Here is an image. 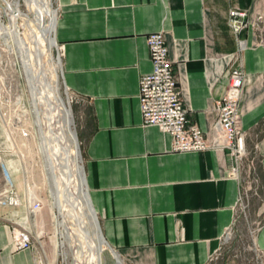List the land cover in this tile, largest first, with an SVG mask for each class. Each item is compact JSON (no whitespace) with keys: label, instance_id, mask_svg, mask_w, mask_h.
<instances>
[{"label":"crops","instance_id":"crops-1","mask_svg":"<svg viewBox=\"0 0 264 264\" xmlns=\"http://www.w3.org/2000/svg\"><path fill=\"white\" fill-rule=\"evenodd\" d=\"M58 5L63 80L86 105L84 177L108 244L131 264H208L242 199L245 167L230 174L229 149L174 152L170 134L143 124L140 78L153 70L147 36L163 31L189 119L209 137L232 70L246 73L240 109L247 154L256 157L262 177L256 241L264 253V35L253 24L264 0ZM234 10L247 13L249 26L240 33L230 23ZM16 214L0 208V221ZM36 254L14 251L11 231L0 225V264H36Z\"/></svg>","mask_w":264,"mask_h":264},{"label":"rangeland","instance_id":"rangeland-1","mask_svg":"<svg viewBox=\"0 0 264 264\" xmlns=\"http://www.w3.org/2000/svg\"><path fill=\"white\" fill-rule=\"evenodd\" d=\"M18 1L21 10L30 16L29 23L31 24L26 25L28 22L24 20V28H20L22 36L29 43L31 41L29 36L32 30L34 32L37 29V24L35 25V12L34 10H30L29 0ZM2 3H4V5L6 4L4 0ZM51 4L52 8L56 10L57 18L59 13L58 0H51ZM4 20L3 22L8 23L7 18H4ZM18 24H22V21L19 20ZM29 26H31L30 31ZM4 40L5 39L3 38L1 39L2 43L0 44V50L2 53L1 60L3 61L5 70L4 72H0V77L4 79L8 89L9 87H11V89H9L10 91L6 95L8 101L4 100L0 103V139L1 141L6 142L8 146H10V143L8 142H17V140H19L20 134L16 132V116H14L17 114L15 113L17 109H20L23 112H28L26 127L33 130L34 136L29 134L30 136L28 138L31 143V147L29 149H15L8 151L7 158L10 160L9 162L15 178L16 186L22 197V206L18 209L16 208L15 210L9 209V211H14L17 214L11 215L0 221V225H6L8 230H12L13 228L28 229L34 241L37 252L36 255H40L46 264H75L76 260H78L76 258V254L80 252L82 248H79L80 245L76 242L73 246H70L67 243H65L63 248L60 246L61 240L56 225L58 211L53 204L54 202L50 194L46 171L43 166L42 154L39 149L38 138L35 130L36 126L33 122L34 114L31 111L32 103L29 86L24 74V66L19 56L20 54L15 49L13 50L12 47H8V45L3 42ZM8 44L12 45L13 40L10 39ZM13 46L15 45L13 44ZM50 53L56 60L59 58L61 62H63L60 43H58L57 47L52 49ZM43 63L46 68L51 67L52 63L50 62L48 55L43 57ZM58 79L60 85L59 97L61 102L63 106L67 108H69V102L72 109L74 129L76 131L79 144L80 163L84 167L85 154L82 132L87 114L86 105L66 87L63 80V74L61 72L59 73ZM17 97H20L21 99V108H18L17 105H15ZM40 107L45 111V106L43 104ZM3 110L4 112L8 111L9 114L13 116L10 118L5 117L2 112ZM12 130L14 132H12ZM247 139L248 136L246 135V155L243 163L245 170L242 179V199L237 208L236 218L230 228L229 235L223 238L220 249L215 255V259L209 264H264V253L262 250H259L256 241L258 231L263 224L261 211L262 177L256 157L254 155L247 154ZM33 201L40 202V209L36 212H31L30 210V205H32ZM100 222L101 219H99V225L101 227ZM88 225H90L89 222ZM116 251L119 252L118 250ZM63 252H65V255L62 254ZM120 255L122 259L124 258L123 264H131L124 255L121 253ZM82 262H84V264L87 263L86 260L80 259L79 263ZM103 263L117 264V261L111 254L110 249H106L104 251Z\"/></svg>","mask_w":264,"mask_h":264},{"label":"bare ground","instance_id":"bare-ground-1","mask_svg":"<svg viewBox=\"0 0 264 264\" xmlns=\"http://www.w3.org/2000/svg\"><path fill=\"white\" fill-rule=\"evenodd\" d=\"M2 2L0 44L1 39H5L3 42L20 54L24 66L39 149L50 194L58 211L56 225L61 240L60 246L63 248L65 243L70 246L78 243L82 250L75 253L77 263L84 259L86 264H104L103 253L110 249L117 264H123L120 254L111 248L102 233L99 218L86 188L72 109L69 102V108L64 107L59 97L58 78L59 73H62V62L59 58L56 60L50 53L58 45L55 35L56 10L52 8L51 0H29L30 10L35 12L34 23L37 24V29L34 28L36 29L34 32L32 30L29 36L31 41L28 43L22 36L18 18L26 20L28 22L26 25H29L31 24L29 14L21 10L18 0L9 2L4 0L7 5ZM3 17L8 19V23L3 22ZM10 39L15 46L8 44ZM45 55L49 56L51 67H45L43 63ZM42 104L45 111L40 107ZM62 254L65 255V252Z\"/></svg>","mask_w":264,"mask_h":264},{"label":"built area","instance_id":"built-area-1","mask_svg":"<svg viewBox=\"0 0 264 264\" xmlns=\"http://www.w3.org/2000/svg\"><path fill=\"white\" fill-rule=\"evenodd\" d=\"M231 15L230 23L235 32L240 33L249 26L247 13L234 10ZM4 18L6 17H3V20ZM19 20L22 21V24L19 25L20 28H24V20L21 17L18 18V22ZM253 24L264 35L263 14H260ZM147 43L153 70L140 78L139 97L143 124L158 126L162 131L170 134L174 152L205 151L214 147L229 149L230 156L234 161L230 174L237 176L246 155V132L242 128V112L240 109L246 83L244 69L238 66L232 70L229 85L221 98L216 101L214 110L217 113V119L213 125V136L209 137L199 125L189 119V108L180 89L174 61L170 58L165 32L150 33L147 36ZM240 44L243 50L244 42L241 41ZM1 55L2 53L0 54V72H4L5 68ZM9 89L4 79L0 77V103L4 100L8 101L6 95L10 91ZM19 100L21 99L17 97L15 105L21 108V101ZM2 112L5 117L10 118L13 116L8 111L4 112L3 110ZM15 113H17L14 115L16 116L15 128L16 132L20 134L19 140L8 142L10 143V146H8L6 142L0 139V208L13 210L22 206V197L16 186L9 163L10 160L7 158L8 151L29 149L31 143L28 137L29 134L33 135V130L26 127L28 112L17 109ZM12 132L14 131L12 130ZM39 209L40 202L33 201L30 205L31 212H36ZM230 228L226 231L224 237L229 235ZM10 231L14 251L35 249L32 235L28 229L13 228ZM259 250L261 249L259 248ZM217 251L211 255L209 263L215 259ZM36 264L46 263L41 257L36 256ZM75 264H84V262H76Z\"/></svg>","mask_w":264,"mask_h":264},{"label":"water","instance_id":"water-1","mask_svg":"<svg viewBox=\"0 0 264 264\" xmlns=\"http://www.w3.org/2000/svg\"><path fill=\"white\" fill-rule=\"evenodd\" d=\"M0 1H2V0H0ZM7 2H9V0H7ZM114 251H116V249H114L113 247H111Z\"/></svg>","mask_w":264,"mask_h":264}]
</instances>
